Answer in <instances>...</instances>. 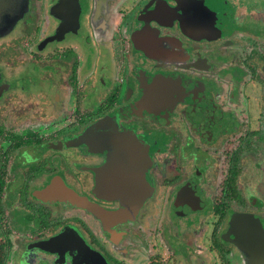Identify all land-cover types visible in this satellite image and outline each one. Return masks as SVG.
<instances>
[{
    "label": "flooded vegetation",
    "instance_id": "flooded-vegetation-1",
    "mask_svg": "<svg viewBox=\"0 0 264 264\" xmlns=\"http://www.w3.org/2000/svg\"><path fill=\"white\" fill-rule=\"evenodd\" d=\"M258 226L264 0L0 20V264H259Z\"/></svg>",
    "mask_w": 264,
    "mask_h": 264
},
{
    "label": "water",
    "instance_id": "water-1",
    "mask_svg": "<svg viewBox=\"0 0 264 264\" xmlns=\"http://www.w3.org/2000/svg\"><path fill=\"white\" fill-rule=\"evenodd\" d=\"M22 3V0H0V20L8 17L14 18L18 15V18L22 16L23 11L27 8V0ZM26 3V5H25ZM13 9V13L10 14V11ZM160 93V89H154L149 94L150 96H154L155 94ZM147 94V93H146ZM258 231H256V235H254V239L243 237L242 241L248 242L249 244H253V246L247 247L251 249L254 253L255 260H258L259 264H264V233L261 231V227L258 226ZM244 234V233H243ZM263 236V237H262ZM237 244H239L237 242Z\"/></svg>",
    "mask_w": 264,
    "mask_h": 264
}]
</instances>
